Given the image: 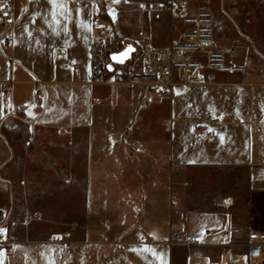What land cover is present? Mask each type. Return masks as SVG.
<instances>
[{
    "label": "crops",
    "instance_id": "crops-1",
    "mask_svg": "<svg viewBox=\"0 0 264 264\" xmlns=\"http://www.w3.org/2000/svg\"><path fill=\"white\" fill-rule=\"evenodd\" d=\"M171 1L212 10L215 46L246 70H178L170 95L136 62L131 81L94 83L92 35L167 46L185 29ZM14 3L12 43L0 41V229L13 247L0 264H264L249 238L264 229V0ZM174 232L200 243L171 246Z\"/></svg>",
    "mask_w": 264,
    "mask_h": 264
},
{
    "label": "built area",
    "instance_id": "built-area-1",
    "mask_svg": "<svg viewBox=\"0 0 264 264\" xmlns=\"http://www.w3.org/2000/svg\"><path fill=\"white\" fill-rule=\"evenodd\" d=\"M165 9H177L185 29L180 37L167 46H154L148 42L141 48V73L154 75L156 80V93L170 95L172 91L173 76L176 71L187 72L207 70V80L214 81L217 73H242L246 70L240 63L229 60L226 48L215 46V16L212 10L200 8L190 12L182 3L173 1L164 5ZM15 11L14 0H0V41L7 46L12 43V30L17 23L13 17ZM99 19L93 20V26H99ZM126 47L119 40L114 30L107 33L93 34L91 39V65L92 81L96 84L107 82L111 73L117 75V81L129 82L134 74L130 71L129 63H119L112 59L113 55L125 50ZM127 51V50H126ZM111 65V69L109 68ZM122 68H125L122 70ZM42 86L38 85V91ZM5 213L0 209V223L5 219ZM251 240V253H264V229H254L249 233ZM184 242L189 245L200 243L198 239H183L174 233L168 240L171 246ZM13 247L4 231H0V248ZM260 264V263H258Z\"/></svg>",
    "mask_w": 264,
    "mask_h": 264
},
{
    "label": "rangeland",
    "instance_id": "rangeland-1",
    "mask_svg": "<svg viewBox=\"0 0 264 264\" xmlns=\"http://www.w3.org/2000/svg\"><path fill=\"white\" fill-rule=\"evenodd\" d=\"M134 48H135V50H134V52H128V55L126 56V57H124V58H121L122 60H123V64L124 63H131V64H135V62L137 63V68H139V70H138V72L140 73L141 72V70H140V68H141V64H142V60H141V48H142V44H138V43H134ZM136 51V52H135ZM133 53H136L134 56H133ZM136 57H137V60H136ZM125 68H122V70H124ZM137 71V70H136ZM133 72H135V70H133ZM135 74V73H134ZM138 74V73H137ZM149 77H151V79L152 80H156V77L154 76V75H149ZM14 172H16V175L18 176L19 175V168L18 167H16V168H14ZM17 187H16V192L17 193H19L20 191H19V188H18V185H16ZM48 187H50V186H48ZM49 189V188H48ZM19 199H18V202H17V204H16V206L18 207L19 206ZM33 203H34V200H32V204H31V207L33 208ZM19 213V212H18ZM19 217H21V218H23L24 216L23 215H20V214H15L14 215V218L15 219H18ZM53 218V219H57V218H59V215H54V216H48L47 217V219L48 220H46V221H43V223H42V234H43V236L44 235H47V234H50V218ZM175 233V232H174ZM173 233V234H174ZM178 234V233H177ZM180 235V234H179ZM172 236V235H171Z\"/></svg>",
    "mask_w": 264,
    "mask_h": 264
},
{
    "label": "snow or ice",
    "instance_id": "snow-or-ice-1",
    "mask_svg": "<svg viewBox=\"0 0 264 264\" xmlns=\"http://www.w3.org/2000/svg\"><path fill=\"white\" fill-rule=\"evenodd\" d=\"M53 2H54V0H49V3H53ZM116 2H119V0H116ZM130 51H132L131 47H129V49L127 51H125L124 53H120V57H126L128 55V52H130ZM120 57H118L116 55H113L112 56V59L114 61H117L119 63H122L123 60L120 59ZM109 68L111 69V65H109ZM209 131H214V130L209 129ZM221 141H223V137H221ZM0 231H5V230L0 229ZM134 251H135V249H134ZM142 251L152 252L154 255L156 254L154 249L148 248V247L144 248Z\"/></svg>",
    "mask_w": 264,
    "mask_h": 264
},
{
    "label": "trees",
    "instance_id": "trees-1",
    "mask_svg": "<svg viewBox=\"0 0 264 264\" xmlns=\"http://www.w3.org/2000/svg\"><path fill=\"white\" fill-rule=\"evenodd\" d=\"M124 52H125V50H124V51H121V52H119V53H117V56L120 57V53H124ZM121 58H124V57H120V59H121Z\"/></svg>",
    "mask_w": 264,
    "mask_h": 264
},
{
    "label": "water",
    "instance_id": "water-1",
    "mask_svg": "<svg viewBox=\"0 0 264 264\" xmlns=\"http://www.w3.org/2000/svg\"><path fill=\"white\" fill-rule=\"evenodd\" d=\"M112 67V66H111Z\"/></svg>",
    "mask_w": 264,
    "mask_h": 264
}]
</instances>
